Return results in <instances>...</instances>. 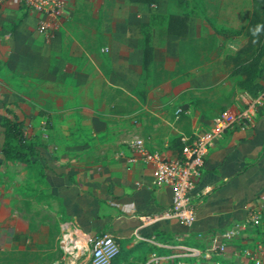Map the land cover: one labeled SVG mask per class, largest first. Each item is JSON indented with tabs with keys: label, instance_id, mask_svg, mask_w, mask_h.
I'll use <instances>...</instances> for the list:
<instances>
[{
	"label": "crops",
	"instance_id": "0c3cea01",
	"mask_svg": "<svg viewBox=\"0 0 264 264\" xmlns=\"http://www.w3.org/2000/svg\"><path fill=\"white\" fill-rule=\"evenodd\" d=\"M198 4L188 7L185 35L164 33L157 46L151 31L152 61L141 80L139 22L149 15L144 6L165 12L163 0H65L59 25L44 32L37 24L45 15L18 0H0V119L8 109L30 125L38 189L63 216V236L110 233L124 250L117 264H142L152 251L163 255L160 264H210L180 254L175 244L206 248L222 230L244 222L253 206L260 207L259 223H245L223 240V262L248 264L244 251L259 246L264 264V104L248 127L224 130L209 147L191 189L195 217L189 225L160 216L170 203V187L153 186L150 165L129 159L135 137L150 151L175 156L213 115L242 104L241 76L230 74L222 58L245 37L217 27L237 5ZM230 25L242 29L245 23ZM177 105L183 111L175 115ZM2 135L0 125V148ZM25 179L33 187L37 182L34 171L5 160L0 150L2 244L10 228L22 226L23 199L33 197L35 188L19 192Z\"/></svg>",
	"mask_w": 264,
	"mask_h": 264
},
{
	"label": "built area",
	"instance_id": "2783aa9c",
	"mask_svg": "<svg viewBox=\"0 0 264 264\" xmlns=\"http://www.w3.org/2000/svg\"><path fill=\"white\" fill-rule=\"evenodd\" d=\"M26 8L35 13L43 14L45 17L40 19L37 30L44 32L50 27H56L60 23V15L65 0H18ZM264 71V70H263ZM242 100L241 106L228 113L215 114L202 130H197L193 136L184 141L178 154L172 157H163L155 150H148L143 139L135 137L129 142L132 154L130 160H141L151 167V184L153 186L167 185L170 187L171 198L169 205L160 213L161 217L175 218L189 225L195 217V205L191 199V189L195 178L199 175L204 158L209 147L215 139L226 129H243L248 127L254 120L256 109L264 104V86L255 95H249L242 91L238 94ZM183 111L181 105L174 108L177 115ZM42 126L43 122H41ZM44 129V128H43ZM24 133V131H22ZM145 217H149L145 215ZM261 217L260 207L253 206L247 210L244 222H237L230 227L222 230L218 236H214L206 248L195 245L175 244L180 249V254L193 257L195 259H205L210 264H224V239L237 233L239 228L245 223L258 224ZM81 238L86 246L87 256L82 263L88 264H109L111 258L117 253L118 245L113 236L108 232L96 233L94 235L82 234ZM144 238V237H140ZM150 240V239H149ZM246 257L253 263H259L262 253L258 246L256 250L250 252L245 250ZM163 255L154 251L150 252L142 264H160Z\"/></svg>",
	"mask_w": 264,
	"mask_h": 264
},
{
	"label": "rangeland",
	"instance_id": "374dc122",
	"mask_svg": "<svg viewBox=\"0 0 264 264\" xmlns=\"http://www.w3.org/2000/svg\"><path fill=\"white\" fill-rule=\"evenodd\" d=\"M204 1L205 0H186L185 9H189V5L193 3L198 4L199 2L203 5ZM223 1L227 5L235 3V5H237V12L235 10L233 14L225 12L220 20L221 22L217 23V27L220 30H225L227 29V26L231 28L230 24L232 23H238V28L242 27L244 23H246L250 14V0ZM157 2L155 4H157ZM163 6L165 12H159L156 9L150 11L149 6H144V8H147L149 15L152 13L164 14L173 9H179L180 11L183 9V6L177 0H163ZM152 22L151 31L154 29L156 44L159 46L163 41L165 33L163 30V19L160 16H156L153 18ZM213 23L215 24L216 22L213 21ZM242 29H234L233 33L239 34ZM179 46L181 45L179 44ZM182 47L184 52H186V45H183ZM160 64V61H156L154 65H152V70L156 74ZM166 73L167 72H165V74ZM21 127L22 131H24V133L22 132L23 136L30 140V125L26 121L22 120ZM37 128L38 133L42 137L44 133V126L39 123ZM19 162L22 163L26 172L28 170H30V172H35V179L37 182L33 187L32 185H28V183L31 184V182H28V180L25 179L23 189L19 191L22 195H27V190L35 188L34 192H31L33 197L30 201L28 199H23L25 202V209L22 216L23 220L18 222V225L22 222V226H19L20 228L12 227L7 231V234H10V239H8L5 244H2L0 237V264H77L84 261L87 256V250L85 244L83 243V239L81 236H78V238L76 236L75 240H73L71 239V236H69V233L66 237L63 236L68 232L65 228L63 216L60 214L59 209L55 206V202L42 195L38 189V183L40 181L37 177L38 165L34 162L31 163L30 160ZM15 236H17L20 240H22L21 237H23V240L21 242H17ZM244 259V262L251 264V259L248 257H245ZM84 264H88V261ZM112 264L117 263L113 262ZM257 264H260V262Z\"/></svg>",
	"mask_w": 264,
	"mask_h": 264
},
{
	"label": "trees",
	"instance_id": "16d2710c",
	"mask_svg": "<svg viewBox=\"0 0 264 264\" xmlns=\"http://www.w3.org/2000/svg\"><path fill=\"white\" fill-rule=\"evenodd\" d=\"M129 1L149 5L155 4L158 0ZM177 1L183 6L180 12L152 13L147 20L139 22L138 45L141 49V80H144L149 73V66L152 61L151 26L153 18L160 16L163 19V30L167 34L183 36L187 33L190 10L185 9L186 0ZM250 4L249 17L241 30L245 42L231 53H225L222 61L228 67L230 74L241 76L237 80L238 88L252 96L264 86V83L259 80L264 67V28L261 29L257 37H254L251 32L257 25H264V0H250ZM223 32L233 34L232 29H225ZM139 97L142 98V94H139ZM21 124L22 120L8 109L1 116L0 125L3 128V135L0 150L5 160L28 161L32 155L37 153L36 143L23 136ZM39 191L42 194L40 189ZM15 238L17 242L23 240V237H21L22 240L18 239L17 236ZM123 251L122 248L118 247L117 253L111 258L109 264H112L116 258L122 257Z\"/></svg>",
	"mask_w": 264,
	"mask_h": 264
},
{
	"label": "clouds",
	"instance_id": "9594fccd",
	"mask_svg": "<svg viewBox=\"0 0 264 264\" xmlns=\"http://www.w3.org/2000/svg\"><path fill=\"white\" fill-rule=\"evenodd\" d=\"M264 28V25H257L255 29H252L251 32H252V35L254 37H257L261 31V29Z\"/></svg>",
	"mask_w": 264,
	"mask_h": 264
},
{
	"label": "water",
	"instance_id": "95a60500",
	"mask_svg": "<svg viewBox=\"0 0 264 264\" xmlns=\"http://www.w3.org/2000/svg\"><path fill=\"white\" fill-rule=\"evenodd\" d=\"M77 264H83L82 262H79V263H77Z\"/></svg>",
	"mask_w": 264,
	"mask_h": 264
}]
</instances>
